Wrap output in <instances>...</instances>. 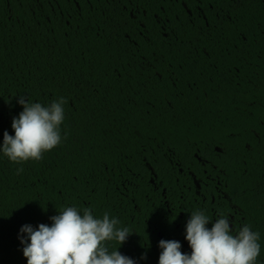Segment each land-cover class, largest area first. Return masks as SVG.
<instances>
[{
  "label": "trees",
  "instance_id": "16d2710c",
  "mask_svg": "<svg viewBox=\"0 0 264 264\" xmlns=\"http://www.w3.org/2000/svg\"><path fill=\"white\" fill-rule=\"evenodd\" d=\"M20 96L65 118L40 161L0 152V264L66 207L132 230L108 250L137 264L162 239L190 254L191 213L225 190L264 219V0H0V143Z\"/></svg>",
  "mask_w": 264,
  "mask_h": 264
},
{
  "label": "clouds",
  "instance_id": "9594fccd",
  "mask_svg": "<svg viewBox=\"0 0 264 264\" xmlns=\"http://www.w3.org/2000/svg\"><path fill=\"white\" fill-rule=\"evenodd\" d=\"M23 110L14 117V135L3 133L0 152L12 163L40 161L44 153L62 142L61 125L64 121V98L43 106L30 103L24 96L17 100ZM22 172L23 169H17ZM51 226L39 224L36 229L23 225L20 243L27 264H137L136 260L117 249L127 242L132 230L117 227L120 221L105 212L96 218L90 208L81 215L76 207H66L50 217ZM211 223V228L207 227ZM185 240L191 253L181 251L176 240H160L158 264H258L260 234L244 225L233 235L228 216L220 214L214 222L203 211L191 213L185 226ZM119 247L109 252L108 242ZM141 259H146L142 256Z\"/></svg>",
  "mask_w": 264,
  "mask_h": 264
},
{
  "label": "flooded vegetation",
  "instance_id": "af4514ba",
  "mask_svg": "<svg viewBox=\"0 0 264 264\" xmlns=\"http://www.w3.org/2000/svg\"><path fill=\"white\" fill-rule=\"evenodd\" d=\"M209 209L212 213V216L210 218L213 220V222L219 218L220 214H224L229 217L233 235L238 234L239 229H241L245 225L241 219L240 206L238 205L236 200L232 198L227 190L224 191L222 200L217 203L216 206H210ZM263 226L264 219L263 217H261L255 222L252 231H256ZM207 227L211 228V223L207 225ZM258 264H264V246L261 247L260 255L258 257Z\"/></svg>",
  "mask_w": 264,
  "mask_h": 264
}]
</instances>
